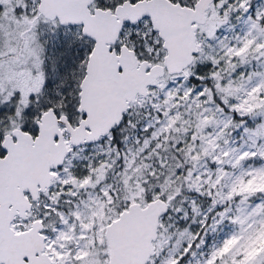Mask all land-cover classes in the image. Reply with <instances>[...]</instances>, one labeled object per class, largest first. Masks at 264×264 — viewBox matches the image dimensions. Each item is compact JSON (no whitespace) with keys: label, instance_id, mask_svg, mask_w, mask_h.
Listing matches in <instances>:
<instances>
[{"label":"snow or ice","instance_id":"1","mask_svg":"<svg viewBox=\"0 0 264 264\" xmlns=\"http://www.w3.org/2000/svg\"><path fill=\"white\" fill-rule=\"evenodd\" d=\"M0 264H264V0H0Z\"/></svg>","mask_w":264,"mask_h":264}]
</instances>
